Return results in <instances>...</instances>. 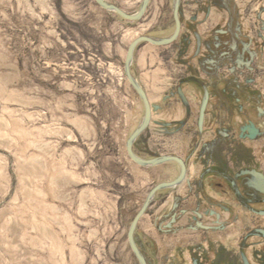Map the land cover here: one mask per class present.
<instances>
[{
  "label": "rangeland",
  "instance_id": "374dc122",
  "mask_svg": "<svg viewBox=\"0 0 264 264\" xmlns=\"http://www.w3.org/2000/svg\"><path fill=\"white\" fill-rule=\"evenodd\" d=\"M107 1L130 14L142 2ZM237 4L243 14L264 10L263 0ZM174 27L173 0H152L138 22L95 0H0V264H139L129 227L152 188L172 181L177 169L172 163L142 168L129 158L126 143L145 108L124 64L133 40L152 32L166 37ZM204 55L181 53L179 43L138 47L133 72L158 108L134 146L142 158L187 154L196 140L188 130L167 134L165 125L185 124L178 84L193 76L210 80L203 70L210 62L197 63ZM145 56L149 63L142 66ZM184 88L191 96L190 86ZM200 91L188 128L199 116ZM157 199L146 215L161 205ZM136 238L150 264H169L176 245H185L171 237V256L163 254L159 263L155 248L143 245L138 232Z\"/></svg>",
  "mask_w": 264,
  "mask_h": 264
},
{
  "label": "flooded vegetation",
  "instance_id": "af4514ba",
  "mask_svg": "<svg viewBox=\"0 0 264 264\" xmlns=\"http://www.w3.org/2000/svg\"><path fill=\"white\" fill-rule=\"evenodd\" d=\"M183 2L180 7L182 29L173 44H180L181 53H205L197 57V63L202 67L208 61L213 70L208 71L209 81L193 76L178 84L177 95L185 108V124L180 121H174L172 126L167 124L166 133L174 135L188 130L186 133L196 140L191 142L184 156L178 152L168 154L184 160L187 176L180 186L158 192L155 201L157 198L162 201L156 210H160L167 199L171 198L172 202L165 220L168 224L163 225L160 216L157 227L175 241L185 240L184 247L176 245L170 264H264V221H258L264 219L260 214L264 212V179L256 181L249 174L256 171L264 176V158L255 157L249 146L264 138V114H261L264 109L254 106L257 95L251 88L257 76L262 75L258 56L264 51V10L254 16L249 14L250 9H247L248 14L240 13L238 0ZM213 9L221 11L222 15L226 10L227 15L213 16ZM173 20L174 31L166 37L176 30L174 16ZM187 67L196 68L192 62H187ZM186 84L198 93L197 97L192 92L191 96L187 95ZM217 86L220 92L215 89ZM205 88L210 90L211 98L203 126L199 111L197 122L191 121L193 125L188 128L199 91L204 96ZM213 89L217 93L214 94ZM161 110L170 112L166 107ZM252 123L262 133L255 140L248 138V131H242ZM172 164L177 169L174 181L181 167L178 163ZM181 254L185 257L181 258Z\"/></svg>",
  "mask_w": 264,
  "mask_h": 264
},
{
  "label": "water",
  "instance_id": "95a60500",
  "mask_svg": "<svg viewBox=\"0 0 264 264\" xmlns=\"http://www.w3.org/2000/svg\"><path fill=\"white\" fill-rule=\"evenodd\" d=\"M95 2L103 10L107 12L115 13L122 19L131 21V22H138L144 19L152 0H143L138 12L135 14H130L126 12L125 10H123L118 5L112 4L108 2L107 0H95ZM181 3H182V0H173V16L176 22V30L174 34L166 38H158V37H152L148 35L139 36L138 38L133 40V42L129 45L127 54H126L125 64H124L126 78L128 82L130 83L131 87L138 94L145 108V113L142 118V121L140 122L138 127L135 129V131L131 134V136L129 137L126 143V149H127V154L129 158L136 165L142 168H147V169L155 168V167L164 165L166 163H172V162L178 163L181 167V173L176 180L162 182L152 188V190L148 193L147 198L145 202L143 203L142 207L140 208V210L137 212V214L132 220V223L128 230L127 238H128L129 247L134 257L139 262V264H149L136 238V232L140 224V221L147 214L149 208L155 201L158 192L163 191V190L174 189L180 186L182 183H184V181L186 180V176H187V167H186V163L184 162V160L178 156L162 155V156H158V157L151 158V159H145L139 156L135 152L134 146L136 142L141 137V135L150 127L152 123V118H153V111L157 110L158 108L152 105L145 88L143 87V85L140 83V81L138 80V78L133 72V66L135 62L136 51L141 44L145 43V44H151L156 47H164V46H169L173 44L178 39L181 33V29H182V22L180 18ZM180 92L184 98L182 91ZM208 102H209V93L208 91H206L205 97L201 105V110H200L201 127L203 126L206 110L208 107ZM242 131L243 132L248 131L249 132L248 138L251 140H255L259 136H262L260 129L254 123H252L250 127H246L242 129ZM249 174L255 177L256 181H258L259 178L264 179V176L256 171H251L249 172ZM260 214L264 215V212H260Z\"/></svg>",
  "mask_w": 264,
  "mask_h": 264
},
{
  "label": "crops",
  "instance_id": "0c3cea01",
  "mask_svg": "<svg viewBox=\"0 0 264 264\" xmlns=\"http://www.w3.org/2000/svg\"><path fill=\"white\" fill-rule=\"evenodd\" d=\"M238 7H240V5H238ZM218 14H220V17H221L223 15H227V11L224 10L223 15H222L221 11H218L217 9L212 10L213 16H218ZM149 58L147 56H145L143 62H141L140 64H142V66H146L149 63L148 62ZM262 59H264V57ZM154 61H155V58H154ZM263 63H264V61H263ZM203 70L212 71L213 68L207 66ZM176 71H180L178 66H177L176 70L174 69L173 75L175 77L177 76ZM261 76H257L254 84H252V86H251V88L253 90L255 89V93L257 95L256 100L254 102V106L257 109L259 107H262L264 109V77H261ZM174 82L177 84V79H175ZM140 83L143 85L147 94L149 95V91L147 90L146 84H144L142 81H140ZM153 88H154V86H153ZM190 90L192 93H194V95L196 97L198 96V93H196V91L193 88H190ZM186 93H187V95L190 94V92H187V90H186ZM261 114L263 116L264 113H261ZM249 146H251L253 148L255 157L258 156V154H260V156H261V153L263 154V152H264V138L257 140L255 142H252L251 145H249ZM178 153H179V155L184 156L183 153H181V152H178ZM262 169L264 171V165H263ZM171 202H172V200L170 198L166 202V204L161 207L160 210H155L156 207H153L154 208V214L151 215L149 213L148 215L144 216L142 218V220L140 221V224H139L140 226H141V224H144V226H143V228L138 226V231H137L138 236H140V241H142L143 245H145V246L149 245V247H150V245H152V247L155 248V254H156L155 261H158L159 263H160L162 257H164L163 254L168 253L170 255V251H171L170 239H171V236L162 233L158 229L157 221H158V219L162 213H167L166 211L169 210ZM168 259H169V260H167L168 262H164V263L170 264V258H168Z\"/></svg>",
  "mask_w": 264,
  "mask_h": 264
}]
</instances>
